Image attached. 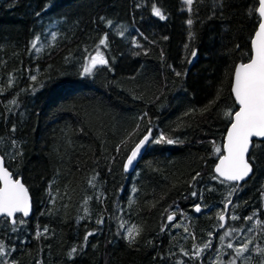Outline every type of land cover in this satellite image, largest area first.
Returning <instances> with one entry per match:
<instances>
[{"label":"trees","instance_id":"trees-1","mask_svg":"<svg viewBox=\"0 0 264 264\" xmlns=\"http://www.w3.org/2000/svg\"><path fill=\"white\" fill-rule=\"evenodd\" d=\"M180 5L0 0V156L31 199L29 217H0V264H224L235 257L227 243L248 240L246 263L262 264L264 139L253 140L251 175L223 227L218 217L234 184L212 172L236 108L232 70L250 56L257 0H193L186 12ZM98 49L108 63L81 75ZM148 128L165 142L147 143L125 171ZM133 226L139 235L130 245Z\"/></svg>","mask_w":264,"mask_h":264},{"label":"snow or ice","instance_id":"snow-or-ice-1","mask_svg":"<svg viewBox=\"0 0 264 264\" xmlns=\"http://www.w3.org/2000/svg\"><path fill=\"white\" fill-rule=\"evenodd\" d=\"M185 3L191 6L193 0H185ZM254 7V12L259 14L258 28L255 30V34L251 39V52L250 59L247 62H241L235 65L234 79L231 82V92L235 96V101L239 105V110L234 112L231 119V126L228 129L227 142L223 145V150L227 154L221 153V149L217 147L215 151L220 153L219 163L215 167V172L222 177L224 181L239 182L243 181L252 172V162L254 158L250 155V145H253V138L264 139V0H258V7ZM152 13L155 16L164 19V15L161 13L160 8L155 4L152 6ZM103 19V17L101 18ZM111 24V21H108ZM189 25L192 24V20L187 21ZM123 34V33H121ZM39 39V37H37ZM166 39V37H165ZM100 44H105V39L100 40ZM32 47L36 48V41H32ZM187 47V45H186ZM239 48V45H237ZM192 55L195 56L196 52L193 51ZM86 61L88 58H85ZM108 61L101 55L99 49L96 55L91 57V60L86 62L83 66V71L81 75H90L97 65H106ZM177 76L180 75L179 72L176 73ZM33 81L36 80V76H31ZM12 104H16V100L11 101ZM211 103V102H210ZM202 109L201 111H204ZM230 113H226L229 115ZM147 115V113H145ZM15 131V127H13ZM165 142V137L161 135L158 139L153 138L152 129H147V134L143 136L142 139L135 145L132 149L131 154L127 157V162L124 165L125 171L129 169V166L133 164V161L137 158L138 153L141 151L142 147L147 143H162ZM168 144L174 143L172 140L166 141ZM15 141H13V146H15ZM254 146V145H253ZM247 157V158H246ZM199 176V173L196 174ZM196 177H193L195 179ZM215 178V177H214ZM0 215L5 217H13L14 213H23L24 216L29 214V199L28 191L24 184L21 183L19 179L13 180L12 174L4 166V158L0 157ZM236 189L234 188L233 191ZM196 195V193H193ZM228 203L225 204V213L228 210ZM196 212L201 211L200 205L194 206ZM255 215V214H253ZM220 221L225 220V215L221 214L219 217ZM232 219H239V217H231ZM245 221H250L253 219L252 216L245 217ZM174 216L172 214L168 215V221H173ZM101 221H98V223ZM259 222V221H258ZM15 223V220H13ZM224 225L221 224L220 227ZM123 227V225H121ZM47 231V229H45ZM232 231H236L233 229ZM251 231V229H249ZM93 235L89 232L85 237V241L88 237ZM139 235V229L133 226V228L128 229L125 234V239L131 245L135 242L136 236ZM211 235V233H209ZM225 236L230 235L226 232ZM221 240L224 239L223 236L220 237ZM249 244L251 240L241 244L239 247H234L233 244L229 243L227 247L233 249L235 257L239 258L243 253L249 251ZM211 244L205 245V247H210ZM257 254L264 253V249H256ZM78 252L76 247H73L68 253L71 258L74 254ZM4 254V244L0 241V256ZM187 254V253H185ZM200 255V250H197L195 256ZM228 264H236V259H232ZM262 264H264V258H262Z\"/></svg>","mask_w":264,"mask_h":264},{"label":"water","instance_id":"water-1","mask_svg":"<svg viewBox=\"0 0 264 264\" xmlns=\"http://www.w3.org/2000/svg\"><path fill=\"white\" fill-rule=\"evenodd\" d=\"M256 7H258V0H257V5H256ZM256 14H257V16H258V21H259V14H258V13H256ZM257 28H258V22H257V25H256V27H255V29H254L252 35H251L250 41H249L250 52H251V39H252V37L254 36V34H255V30H256ZM249 59H250V56H249L248 60H249ZM248 60H246L245 62H247ZM238 63H240V62H237L236 64H238ZM236 64H235V65H236ZM235 65H234L233 70H232L231 81H230V87H229V92H230L231 99L233 100V103H234V105H235V107H236L235 110H234V112L237 111V110H239V105L236 103V101H235V96H234V94H232V92H231V82H232L233 79H234ZM234 112H233L232 115H231V119H232V116L234 115ZM230 126H231V120H230L229 124L226 126L225 131H224V133H223V137H222V142H221V153H223L224 155H226L227 153L224 152V150H223V145L227 142V134H228V129L230 128ZM143 136H144V135H143ZM143 136L140 137V138H139V139H138V140L132 145V147L130 148L129 152L127 153V155H126V157H125V159H124L123 166H124L125 163L127 162V157H128V155L131 154L132 149H133V148L135 147V145L139 142V140L143 138ZM253 140H260V141H261V140H263V139H261V138H253ZM145 147H146V145L142 147L141 151H140V152L138 153V155H137V158L133 161V164L129 166V169L127 170V172H129V171L131 170L132 166L134 165V163L138 161V159H139L140 156L142 155V153H143ZM250 147H251V145H250ZM0 157H1V156H0ZM218 157H219V156H218ZM218 157L215 159L214 164L212 165V172H213V174H214L217 178H219L220 180H223V178H222V177H219V175L215 172V167H216V165L219 163V158H218ZM246 158H247V157H246ZM4 166H5V165H4ZM6 169H7V168H6ZM7 170H8V169H7ZM8 171H9V170H8ZM9 172H10V171H9ZM250 175H251V173L249 174V176H250ZM249 176H248V177H249ZM248 177H246L243 181H239V182H231V181H226V182H229V183L234 184L233 189H234V188L237 189L238 186H239L241 183H243ZM12 178H13V180L19 179V178L13 177V176H12ZM19 180H20V179H19ZM20 181H21V180H20ZM21 183H22V182H21ZM0 186H2V183H0ZM25 188H26V187H25ZM235 191H236V190H235ZM235 191H232V193H231V195H230V197H229V200H230V201H231V199H232V197H233ZM28 199H29V214H28L27 216H24L23 213H14V214H13V217H5V216H2V215H0V217H4V218H6L10 224L13 223L14 217H15L16 215H19V216L22 217V218H27V217H29L30 214H31V199H30L29 194H28ZM229 200H228V201H229ZM228 201H227L226 203H228ZM226 203H225V204H226ZM195 205H197V204H195ZM195 205H193V211H194V212H196V211H195V208H194ZM228 206H229V204H228ZM224 213H225V205H224V212H223L222 214H224ZM221 224H223V221H220V225H221Z\"/></svg>","mask_w":264,"mask_h":264},{"label":"rangeland","instance_id":"rangeland-1","mask_svg":"<svg viewBox=\"0 0 264 264\" xmlns=\"http://www.w3.org/2000/svg\"><path fill=\"white\" fill-rule=\"evenodd\" d=\"M180 3H181V5H180V6H181V10H183L184 12H186L187 9H188V6H189V5L185 3V0H180ZM136 49H142V47H141V46H136V47L132 50V53H133ZM94 55H96V54H92V55L90 56V58H89L88 61H90V60H91V57L94 56ZM229 230H230V229H227V230H225V232L230 233ZM225 232L222 233L221 235H219V236H218V239H220L221 236H223L224 239L227 238L229 235H228V236H225V235H224ZM230 235H231V234H230ZM224 239H223V240H224ZM220 240H221V239H220ZM221 243H222V241H219L218 248H219V245H220ZM232 243H233V242H232ZM228 244H229V243H227V245H228ZM233 244H234V243H233ZM228 252H229V251H223V253L227 254L226 257H225V259H226V258L228 257V255H229ZM230 255H231V254H230ZM234 258L236 259V257H234L233 255L230 256V257L227 259V261H225L224 264H228V262H229L230 260L234 259ZM239 260H240V261H239V264H247V263H246L247 259L245 258L244 255L241 256V257L239 258ZM249 263H250V261H249Z\"/></svg>","mask_w":264,"mask_h":264},{"label":"flooded vegetation","instance_id":"flooded-vegetation-1","mask_svg":"<svg viewBox=\"0 0 264 264\" xmlns=\"http://www.w3.org/2000/svg\"><path fill=\"white\" fill-rule=\"evenodd\" d=\"M204 254V253H203Z\"/></svg>","mask_w":264,"mask_h":264}]
</instances>
